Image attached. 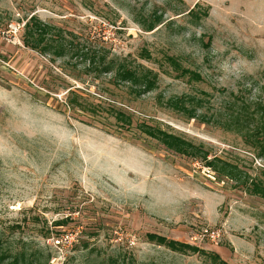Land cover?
<instances>
[{
    "label": "rangeland",
    "instance_id": "rangeland-1",
    "mask_svg": "<svg viewBox=\"0 0 264 264\" xmlns=\"http://www.w3.org/2000/svg\"><path fill=\"white\" fill-rule=\"evenodd\" d=\"M146 233L264 264V0H0V264H215Z\"/></svg>",
    "mask_w": 264,
    "mask_h": 264
},
{
    "label": "trees",
    "instance_id": "trees-1",
    "mask_svg": "<svg viewBox=\"0 0 264 264\" xmlns=\"http://www.w3.org/2000/svg\"><path fill=\"white\" fill-rule=\"evenodd\" d=\"M33 22H34V17L31 16V18L24 25V37H23L24 44L26 46L28 45L32 49L45 50L46 46L44 42L46 39L44 38H46V36L48 35L47 33H49L48 28L40 25L39 22L36 20H35V23ZM35 42H37V44H35ZM38 44H42L43 46L38 48ZM84 54H85V57L89 59L90 61L92 62L93 60L97 61V64L102 66L103 70L108 69L106 58L104 57L100 58L101 56L99 57L98 55L92 53L91 51H86V53ZM116 73L118 76H120V79L129 81V82H137L141 80L142 85L145 86L144 89L148 90L149 88H152L154 86V81H153L154 79L152 77L150 78L148 74L150 73V71L142 72L141 74H139L136 70H132V69L129 70V69H126V67H121L117 69ZM190 73L192 74L193 79L199 78V75L197 73H193V72H190ZM145 128H146L145 131L148 134L152 136H156V138H158L167 148H169L170 150L171 149L174 150V152L178 154L190 156V155H194L197 153L196 147H194L192 144L184 141L183 139L177 136L170 135L162 131L160 132V130L158 129H151L148 126ZM220 162L221 161H218V160H209V161H206L205 164L206 166L215 169L217 168V165ZM218 173L222 174L223 172L218 170ZM252 191L256 194L261 195L260 191H262V189L260 187V184L255 183L254 185H252ZM67 220L68 219L62 220L61 222H56V224L61 225V226L65 225L66 222H68ZM146 237L149 241L155 242L159 245H164L165 247H167L168 249L172 251L181 252V253H186L187 251L201 252V254H204L207 257H209L211 261L215 264H226L225 261L222 260L220 256L215 252H205L196 246L190 245L188 243L180 242L177 240H173V239H167L166 237L155 234V233H146ZM23 257H24V254L19 253V254H16V256H14L12 260L14 264H18L19 260L21 258L23 259Z\"/></svg>",
    "mask_w": 264,
    "mask_h": 264
},
{
    "label": "built area",
    "instance_id": "built-area-1",
    "mask_svg": "<svg viewBox=\"0 0 264 264\" xmlns=\"http://www.w3.org/2000/svg\"><path fill=\"white\" fill-rule=\"evenodd\" d=\"M205 170L208 172L209 176L212 175V174L210 175V173H212L211 170H209V169H205ZM76 235L77 234L66 230L62 234H60L58 237H51L50 240L54 243V246L57 247V249H59L60 252H62L63 249H65V248H67L69 246L70 241L72 240V238L75 239ZM209 235L213 236V234H211V233Z\"/></svg>",
    "mask_w": 264,
    "mask_h": 264
}]
</instances>
